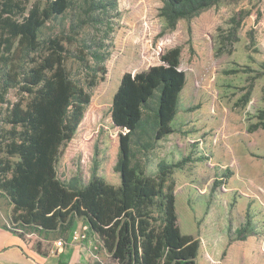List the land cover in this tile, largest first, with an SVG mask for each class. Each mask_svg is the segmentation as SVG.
<instances>
[{
	"label": "rangeland",
	"instance_id": "1",
	"mask_svg": "<svg viewBox=\"0 0 264 264\" xmlns=\"http://www.w3.org/2000/svg\"><path fill=\"white\" fill-rule=\"evenodd\" d=\"M98 1L72 0L63 15L40 31L41 40L70 39L62 41L69 52L66 66L90 94L78 131L62 149L59 177L81 187L97 168L107 182L117 184L118 132L109 109L120 78L160 65L165 52L179 48L186 83L180 113L172 122L174 132L153 141L152 114L146 112L148 119L132 141V165L155 176L161 163L189 159L166 182L173 186L176 213L189 209L200 232L211 221L233 239H240L239 231L249 227V212L240 216L236 208L237 200L252 190L249 206L259 207L252 231L264 241V0H218L196 16L174 21L163 16V0H102L103 8L96 9ZM80 48L84 56L78 54ZM96 66L106 73L89 88V68ZM8 69L0 63V76ZM19 98L16 88L6 95L10 103ZM0 203L11 206L1 191ZM177 224L182 226L178 217ZM75 227L87 228L81 220H75ZM21 229L26 247L34 251L59 238L68 240L71 234ZM89 241L102 253L98 238L90 235Z\"/></svg>",
	"mask_w": 264,
	"mask_h": 264
},
{
	"label": "trees",
	"instance_id": "2",
	"mask_svg": "<svg viewBox=\"0 0 264 264\" xmlns=\"http://www.w3.org/2000/svg\"><path fill=\"white\" fill-rule=\"evenodd\" d=\"M163 1V16L174 21L196 16L218 0ZM71 2L0 0V63L9 66L0 76V191L13 207L11 226L23 238L21 228L72 231L75 220H81L109 253L108 264H196L199 240L181 234L173 186L166 185L168 176L189 159L161 163L155 176L132 165V141L148 119L146 112L152 114L153 141L174 132L172 122L186 83L179 48L165 52L160 65L120 79L109 109L118 132L117 184L107 182L97 168L81 187L58 175L62 149L78 131L90 94L66 66L69 52L62 41L70 39L41 40L40 31ZM102 2L95 8H103ZM80 53L84 56L81 48ZM22 59L24 67L19 66ZM89 70L85 84L92 88L106 70ZM11 88L20 96L13 103L6 101ZM244 230L239 231L240 240Z\"/></svg>",
	"mask_w": 264,
	"mask_h": 264
},
{
	"label": "crops",
	"instance_id": "3",
	"mask_svg": "<svg viewBox=\"0 0 264 264\" xmlns=\"http://www.w3.org/2000/svg\"><path fill=\"white\" fill-rule=\"evenodd\" d=\"M245 193L246 196L237 200L236 208L238 215L249 212L250 216L247 233L241 240L229 238L222 227H213L211 221H206L200 232L192 224L194 213L189 209H180L179 212L177 209L178 222L182 224L178 226L181 234L199 240L196 264H264V241L252 231L257 217L254 215H258L259 207L254 203L249 206L250 199L247 197L254 195V192L248 189ZM12 208V205L6 207L0 203V264H108L109 253L104 248L102 253L97 254L96 247L90 241L73 243L70 236L68 240L63 239L66 246L62 250L56 251L54 242L45 250H30L18 230L11 226ZM184 221L188 223L187 226Z\"/></svg>",
	"mask_w": 264,
	"mask_h": 264
},
{
	"label": "built area",
	"instance_id": "4",
	"mask_svg": "<svg viewBox=\"0 0 264 264\" xmlns=\"http://www.w3.org/2000/svg\"><path fill=\"white\" fill-rule=\"evenodd\" d=\"M89 236L90 235H89V231L87 228L86 229L76 228L71 231L70 242L84 243V242L89 241ZM53 246L55 247V250L58 251V250H62L66 246V243L63 239L59 238L56 241H54Z\"/></svg>",
	"mask_w": 264,
	"mask_h": 264
}]
</instances>
